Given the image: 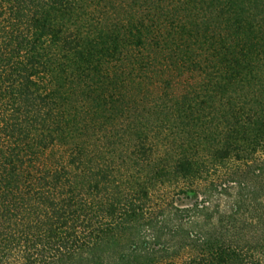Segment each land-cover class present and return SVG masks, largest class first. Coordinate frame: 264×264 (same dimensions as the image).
<instances>
[{
    "label": "trees",
    "instance_id": "1",
    "mask_svg": "<svg viewBox=\"0 0 264 264\" xmlns=\"http://www.w3.org/2000/svg\"><path fill=\"white\" fill-rule=\"evenodd\" d=\"M0 264H264V0H0Z\"/></svg>",
    "mask_w": 264,
    "mask_h": 264
},
{
    "label": "rangeland",
    "instance_id": "2",
    "mask_svg": "<svg viewBox=\"0 0 264 264\" xmlns=\"http://www.w3.org/2000/svg\"><path fill=\"white\" fill-rule=\"evenodd\" d=\"M198 198L200 199L201 197L199 195H194L193 197L183 199L179 203L183 207H188L192 205L193 202L197 201ZM221 201L224 203L223 205H226V207H228L229 202H227L226 198H222Z\"/></svg>",
    "mask_w": 264,
    "mask_h": 264
}]
</instances>
